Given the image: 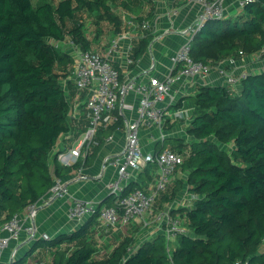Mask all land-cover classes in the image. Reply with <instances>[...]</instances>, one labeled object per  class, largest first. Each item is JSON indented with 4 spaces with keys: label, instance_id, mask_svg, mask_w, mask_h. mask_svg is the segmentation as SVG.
<instances>
[{
    "label": "trees",
    "instance_id": "trees-1",
    "mask_svg": "<svg viewBox=\"0 0 264 264\" xmlns=\"http://www.w3.org/2000/svg\"><path fill=\"white\" fill-rule=\"evenodd\" d=\"M116 2L0 0V223L46 195L55 177L90 163L104 138L122 123L120 118L98 130L92 153L88 148L73 166L59 162L62 150L53 153L59 140L75 130L63 84L67 78L69 89L75 88L69 79L73 58L54 40L71 37L89 49L83 22L87 13L95 19L97 38L105 21L118 32L122 19L114 10ZM138 2L124 5L137 11ZM145 45L144 39L136 56ZM259 52L264 53V0L247 4L234 19L208 20L192 39V56L211 65ZM192 98L187 128L192 139L187 144L178 139L179 146L171 148L185 155L179 167L187 174L182 187L187 184L196 195L191 207L172 210L185 218L189 231L178 234L173 246L164 232L134 249L135 240L127 236L100 256L93 229L100 221L94 215L78 230L48 241L57 248L51 264H264V72L247 73L236 90L200 85ZM143 173L152 178L150 168ZM136 188L146 187L132 182L123 194ZM177 192L167 194V200ZM114 202L111 194L99 207Z\"/></svg>",
    "mask_w": 264,
    "mask_h": 264
},
{
    "label": "crops",
    "instance_id": "crops-1",
    "mask_svg": "<svg viewBox=\"0 0 264 264\" xmlns=\"http://www.w3.org/2000/svg\"><path fill=\"white\" fill-rule=\"evenodd\" d=\"M130 1L117 0L115 3L114 10L122 19V25L118 32H116L111 23L105 21L108 22V34L107 36L106 34L103 35L104 26L102 25L103 32L97 38L96 26L90 31L91 27L89 28L85 23L86 34L91 41V47L89 49L101 55L109 56L120 69L124 79H137L138 81L147 82L151 76L164 78L172 66V54L184 42L193 37L189 29L196 21L199 6L193 0H139L135 9L138 7L136 10L140 8L141 10L140 12H135V10H130L124 5V2ZM224 6L226 16L230 17L232 12L239 6L238 0H224ZM119 7L122 10L118 11ZM174 9L177 10L176 14L173 13ZM137 16H143L144 18L142 20L148 22L147 29H135L133 26L128 25L129 20L132 18L136 19ZM136 20L138 22L142 21L140 19ZM92 23L94 24V22ZM118 35L121 36L120 47L118 51L110 54V41ZM144 39L146 40L145 48L139 56H136V49ZM66 49L68 51V47ZM129 57L134 60L136 59L135 62L127 64L126 59ZM234 59L236 60L234 67L238 74L249 73L260 68V63L253 60L252 55ZM225 62V59L220 60L214 66L226 64ZM69 77L74 83L72 73ZM63 80L71 103V115L75 118V130L67 133L59 140L53 149V153L59 150L68 151L73 147L86 131L82 129H85L84 127H86L88 120L84 115L86 111L85 99L87 90L78 89L75 85L74 90H71L68 87V79L63 78ZM209 83V85L223 84V78L219 75L217 67H214L211 71ZM200 85L198 83L190 87L187 91H185L183 82H178L173 85L174 98L171 100L170 96H166L164 102L161 103L165 113L164 127L162 130L165 137L162 139L161 131L157 125L151 124L143 126L141 130V142L145 150L158 151L163 148L175 147L169 146L166 143L167 140L183 139L186 144L191 141L192 136L189 135L187 128L192 121L194 109L192 96L196 94L197 88ZM138 100L136 94L130 93L124 100L120 101L114 111L104 113L98 125L97 132L98 130L102 132L110 126L116 125L115 123L117 121L114 122L110 118L112 114H120L122 118V123L119 126L116 125L109 134L112 136V139L107 140L109 136L104 138L103 145L91 156L92 160L90 163L74 166L67 173L64 172L60 178L66 183L67 191L52 200L41 202L34 218H23L25 224H31L33 222L37 227L39 235L49 233L52 238L63 233L70 234L78 230L87 220L77 221L69 217V208L72 199L94 200L100 204L112 194L108 188V183L117 176V166L112 163V160L122 156V151L126 145L127 121L137 115L136 107ZM127 106H133V108ZM70 138H73V141ZM86 147H83V152L87 151ZM88 148L91 149L92 153L93 149L91 144ZM83 157L85 155L79 159L81 160ZM77 161L69 166L75 165ZM59 162L64 166L61 161ZM147 168H150L151 179L148 180L147 175L143 172H134L133 178L130 179L127 185L132 182L136 185L143 184L146 188L154 185L158 175V168L155 164H149ZM186 176L185 170L182 168L177 170L172 177L167 191L158 198L152 212L145 215L146 219L151 220L154 214L164 209L177 210L193 205L196 195L189 192L186 186L187 184H185L184 188L182 187V184L186 181ZM176 189H178L177 196L173 200H167L166 195ZM48 195L49 192L43 197L47 198ZM21 213L24 214V210ZM176 215L180 216V213ZM142 220L139 218L133 224L126 227L122 225L112 227L104 225L101 222L98 223L93 229L94 237L99 247V255L109 254L127 236L133 237L135 240L133 245L134 249L163 232L160 227L157 228L153 224L145 225ZM185 221L183 217L184 225ZM1 225L2 223H0ZM0 234L8 235L6 231L1 230V227ZM48 241L43 238L31 239L24 230L18 237L12 238L8 248L2 254L0 264H13L20 261L22 262L19 264H51L57 248L48 246ZM261 251H264V245Z\"/></svg>",
    "mask_w": 264,
    "mask_h": 264
},
{
    "label": "built area",
    "instance_id": "built-area-1",
    "mask_svg": "<svg viewBox=\"0 0 264 264\" xmlns=\"http://www.w3.org/2000/svg\"><path fill=\"white\" fill-rule=\"evenodd\" d=\"M198 6L196 21L189 31L193 37L200 31L208 20L226 18L224 0H193ZM258 0H238L240 7L254 3ZM173 13H177L174 9ZM128 25L135 29H147L148 22H138L135 18L129 20ZM184 42L172 56V66L166 77L151 76L147 82L137 79H124L120 69L114 64L109 56L101 55L91 49H82L71 37L64 40H54L57 46L68 51L73 58L72 79L78 89H86L85 108L90 121L89 126L82 138L76 142L68 151H60L58 160L64 165H71L81 156L85 155L83 147L95 142L98 125L104 113L116 109L120 101L124 100L130 93L138 96L136 107L137 115L127 121L126 145L121 157H116L112 163L117 166V176L108 183V188L115 197V202L110 206L99 207L100 204L94 200L81 198L72 199L69 208V217L73 220L84 221L94 215L98 220L108 226H130L139 218L143 219L145 225L153 224L160 227L168 243L180 233L188 232L183 219L175 216L171 209H164L154 214L151 220L145 215L152 212L158 198L167 191L174 174L185 161V155L171 148H163L158 151L145 150L141 142V130L145 125H157L161 131L162 139L165 113L161 106L166 96L174 98L173 85L183 82L185 91L200 83L209 85V77L214 67H217L219 75L223 78V84L236 90L247 73L238 74L235 70V59L227 58L226 64L217 66L197 60L192 56V39ZM121 36L111 39L109 53L118 51ZM67 50V49H66ZM253 60L260 63L261 72H264V53L259 52L252 55ZM135 60L127 58L126 63L132 64ZM233 64V65H232ZM258 69V70H259ZM133 108V106H127ZM111 120L116 122L121 118L120 114H112ZM110 135L107 140H111ZM149 164H155L158 168L156 183L150 188H136L123 194L124 188L133 178L134 172H144ZM67 191V185L60 177H55L54 184L49 190L47 198L42 197L36 202L29 204L21 212L15 213L9 220L2 223L1 230L8 235L0 234V260L2 254L8 248L12 238H16L22 231H26L29 238L46 240L52 239L49 233L40 234L33 222L25 224L23 218H34L40 203L52 200L63 195ZM233 264H249V261L237 260Z\"/></svg>",
    "mask_w": 264,
    "mask_h": 264
},
{
    "label": "rangeland",
    "instance_id": "rangeland-1",
    "mask_svg": "<svg viewBox=\"0 0 264 264\" xmlns=\"http://www.w3.org/2000/svg\"><path fill=\"white\" fill-rule=\"evenodd\" d=\"M34 1V3H37V1H39V0H33ZM56 1V0H55ZM243 9H244V7H240V6H237V8L232 12V15L230 16V18H232V19H234L235 17H236V15L237 14H239V13H242V11H243ZM120 10H122L121 9V7H119L118 8V11H120ZM140 10H141V8L140 9H138L137 11H135V12H140ZM83 21L87 24V26H89V28L91 27V29H90V31L92 30V29H94V26H95V19L92 17V16H90V15H88V13L87 14H85V16H84V18H83ZM92 22H94V24L92 23ZM103 26H104V34L103 35H105L106 34V36H107V34H108V32H107V30L109 29V27H108V22H104L103 23ZM259 71H261V69H259ZM179 142H181L180 140L178 141V140H167V144L170 146H179ZM175 239H172L171 240V245L173 246L174 245V241ZM45 242V241H44ZM45 244V243H44Z\"/></svg>",
    "mask_w": 264,
    "mask_h": 264
}]
</instances>
